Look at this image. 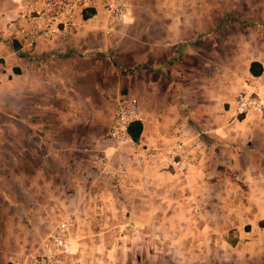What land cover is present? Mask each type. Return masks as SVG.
<instances>
[{
    "label": "crops",
    "instance_id": "1",
    "mask_svg": "<svg viewBox=\"0 0 264 264\" xmlns=\"http://www.w3.org/2000/svg\"><path fill=\"white\" fill-rule=\"evenodd\" d=\"M23 3L0 0V264L68 218L69 264H264V116L235 114L264 96V0H132L112 35L101 9L33 55L6 32ZM124 97L143 131L117 149Z\"/></svg>",
    "mask_w": 264,
    "mask_h": 264
},
{
    "label": "built area",
    "instance_id": "2",
    "mask_svg": "<svg viewBox=\"0 0 264 264\" xmlns=\"http://www.w3.org/2000/svg\"><path fill=\"white\" fill-rule=\"evenodd\" d=\"M107 13L106 32L112 35L116 28L132 13V0H24L20 8L7 21L6 32L17 52L37 54L41 42L67 40L74 35L77 17L95 10L92 17H97L100 10ZM264 116V96L244 90L235 100V114ZM142 120V111L138 101L124 97L119 101L111 128L109 141L117 148L132 147L135 142L131 135V127ZM175 156L177 164L185 170L188 160L186 148L178 144ZM105 174L111 176L116 185L128 174L127 168L121 166L117 171L108 169V160H100ZM72 219L61 221L54 233L44 239L39 249L31 254L13 257L10 264H69L68 259L74 254L71 230Z\"/></svg>",
    "mask_w": 264,
    "mask_h": 264
},
{
    "label": "rangeland",
    "instance_id": "3",
    "mask_svg": "<svg viewBox=\"0 0 264 264\" xmlns=\"http://www.w3.org/2000/svg\"><path fill=\"white\" fill-rule=\"evenodd\" d=\"M131 15H133V12H132V14ZM126 39H124V37H121L120 39H119V42H121V46H124V41H125ZM206 44H208V43H204L203 45H202V47H204V49H205V51H210L211 50V48H208V45H206ZM125 48V47H124ZM203 49V48H202ZM212 51V50H211ZM222 53V52H221ZM103 54H115V52L113 51L112 52V50L110 49V50H106ZM214 54H217L216 55V59L218 60V61H220L221 59H219V52H218V49H217V51L215 50L214 51ZM215 57V56H214ZM0 131H2V132H4V125L3 124H0ZM1 145H3L4 146V138H0V146ZM4 239H6V237L4 236ZM40 247V246H39ZM39 249V248H38ZM34 252H36L35 250L34 251H27V252H25V254L24 255H27V254H31V253H34ZM15 256L16 255V251H4V264H7V260L9 259V258H12L11 256Z\"/></svg>",
    "mask_w": 264,
    "mask_h": 264
},
{
    "label": "trees",
    "instance_id": "4",
    "mask_svg": "<svg viewBox=\"0 0 264 264\" xmlns=\"http://www.w3.org/2000/svg\"><path fill=\"white\" fill-rule=\"evenodd\" d=\"M94 14H95V10H92L89 13H84L83 17L85 20H87V19H90ZM251 73L254 76H259L262 73V69H261V71H256L255 64H253L252 68H251ZM142 131H143V124L141 122H136L135 124L132 125L131 135H132V138L135 142L140 140V137L142 135Z\"/></svg>",
    "mask_w": 264,
    "mask_h": 264
}]
</instances>
